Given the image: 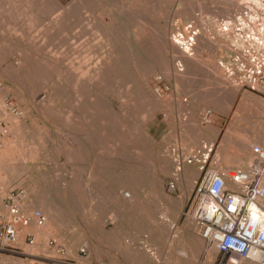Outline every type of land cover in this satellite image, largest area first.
Returning <instances> with one entry per match:
<instances>
[{"label": "rangeland", "instance_id": "rangeland-1", "mask_svg": "<svg viewBox=\"0 0 264 264\" xmlns=\"http://www.w3.org/2000/svg\"><path fill=\"white\" fill-rule=\"evenodd\" d=\"M88 1L85 19L80 13L85 0H0V101L11 102L21 111L14 117L23 118L19 132L4 119L9 134L3 141L13 145L8 165L0 168V214L6 215L2 200L8 191L21 188L22 209L28 214L42 210L55 235L37 241L29 231L34 236L30 244L18 226L23 238L15 248L0 238V264L66 258L76 264H126V243L158 239L164 230L149 231L150 210L138 206L174 191L176 185L172 190L169 182L175 183L183 168L171 167L175 158L162 132L145 131L156 104L168 97L155 94L156 77L162 76L161 84L174 80L204 86L222 75L216 59L224 47L213 22L234 10L235 0ZM99 18L105 19L112 46ZM185 22H193L201 34L192 53L173 52L168 35L183 30ZM201 28L212 33L215 45ZM97 40L99 49L93 48ZM109 50L117 63L100 83L85 89L67 77L90 72ZM252 96L264 106V96ZM164 177H169L165 185ZM123 192H130L132 200L123 198ZM83 245L86 256L78 251ZM60 247L64 253L57 251ZM210 251L211 264H217L219 256Z\"/></svg>", "mask_w": 264, "mask_h": 264}, {"label": "built area", "instance_id": "built-area-1", "mask_svg": "<svg viewBox=\"0 0 264 264\" xmlns=\"http://www.w3.org/2000/svg\"><path fill=\"white\" fill-rule=\"evenodd\" d=\"M236 8L213 22V31L224 47V55L217 61L227 82L264 96V0H235ZM202 30L205 28H201ZM206 30V29H205ZM201 34L193 22H185L183 30L171 34L182 49H192ZM180 61L175 62L177 68ZM154 92L158 97L170 90L169 84H161L162 76L156 77ZM210 109L204 111L203 121H208ZM19 116L21 111L8 100L0 101V140L8 136L5 116ZM260 140L250 146L251 157L245 167L230 169H202L194 181L188 198L187 216L205 246L219 256L217 264H241L251 261L264 264V122L260 128ZM212 146L203 145L204 152H196L183 159L190 164L208 160ZM177 170L181 165L177 163ZM203 168V166H202ZM176 180V179H175ZM174 189V181L169 182ZM128 194L127 192H125ZM25 193L12 188L3 198L6 215L0 214V238L4 245L15 248L18 226L35 224L43 226L46 216L40 209L31 214L21 207ZM25 240L33 243L34 236L26 233ZM53 245L54 240H49ZM3 250V248H0ZM13 251V250H10ZM64 253L65 249H57ZM86 256L88 248H79ZM48 264H74L69 259L50 260Z\"/></svg>", "mask_w": 264, "mask_h": 264}, {"label": "crops", "instance_id": "crops-1", "mask_svg": "<svg viewBox=\"0 0 264 264\" xmlns=\"http://www.w3.org/2000/svg\"><path fill=\"white\" fill-rule=\"evenodd\" d=\"M220 78L222 75L213 76L204 86L165 81L170 90L163 96L168 97L156 104L145 131L162 132V137H167L165 141L175 158L171 167L179 163L184 171L177 176L174 191L139 204L140 211L150 210L146 218L149 231L158 227L164 231L158 239L147 236V242L126 243V264H211L212 252L184 214L192 190L189 186L201 176L202 169L245 167L251 157L245 145L260 140L264 122V106L252 96L259 95ZM207 109L210 113L204 122ZM203 145L212 146L205 163L199 159L200 154L190 164L183 162L195 151L204 152ZM168 180L164 177L163 184ZM86 264L105 263L91 260Z\"/></svg>", "mask_w": 264, "mask_h": 264}, {"label": "bare ground", "instance_id": "bare-ground-1", "mask_svg": "<svg viewBox=\"0 0 264 264\" xmlns=\"http://www.w3.org/2000/svg\"><path fill=\"white\" fill-rule=\"evenodd\" d=\"M53 1H55V2H57V0H53ZM164 1V0H163ZM236 2V1H235ZM60 3V2H59ZM90 4V2L88 1V0H85V6L83 7V9L85 10V12H83V11H81L80 13L83 15H81L82 17H84L85 19H88V8H87V5H89ZM233 4H235V7H236V5H237V2L236 3H233ZM198 6H200V5H198ZM194 7V6H193ZM91 8V7H90ZM128 8V7H127ZM131 8V7H130ZM128 12H132V10H130V9H128L127 10ZM65 12V11H64ZM69 12V11H68ZM89 12H90V10H89ZM92 12H94V11H92ZM127 12V13H128ZM88 13V14H87ZM136 13V12H135ZM135 13H133V14H135ZM61 14V13H60ZM87 14V15H86ZM92 15H95V14H92ZM60 16V15H59ZM97 16H99V15H96L95 16V18L97 17ZM130 16V15H129ZM99 17H102V16H99ZM91 18V17H90ZM90 18H89V20H90ZM81 19V18H80ZM97 19H98V17H97ZM89 20H87V21H89ZM103 20H105V19H103V18H99V24H100V26L104 29V31L106 32L107 31V28L103 25ZM200 20H202V19H200ZM199 19H198V21H200ZM97 22V21H96ZM200 23H201V21H200ZM95 24H97V23H95ZM113 24V23H112ZM111 26H113V25H111ZM145 26V25H144ZM143 26V27H144ZM196 26V25H195ZM202 26H204V25H202ZM198 27V26H197ZM201 27V26H200ZM146 29V28H145ZM200 29V28H199ZM114 30V29H113ZM116 31V30H115ZM137 31V30H136ZM203 31L205 32L206 30L205 29H203ZM109 33V32H108ZM205 33H208L207 34V37H206V40L210 43V44H212V45H215L216 44V39H215V37L214 36H211V34L212 33H210V32H205ZM214 34H215V36L218 38L219 36H218V34H216V32L214 31ZM17 35V34H16ZM98 35V34H97ZM138 35V34H137ZM168 36H170L171 37V35L169 34ZM206 35H204V37H205ZM98 37H100V35L98 36ZM104 37H105V39H106V41H107V44L108 45H111L112 46V41H111V38L108 36V34H107V32L106 33H104ZM94 39V38H93ZM98 39V38H97ZM137 39V38H136ZM170 39V38H169ZM198 39V38H197ZM219 39V38H218ZM101 40V39H100ZM100 40L96 43V45L93 47V48H96V49H99L100 48V44H101V42H100ZM171 40V43H173L172 44V51L173 52H175V49L177 50V51H181V52H186V53H188L189 51H190V49H182V47H180L179 45H177L175 42H174V40L173 39H170ZM220 40V39H219ZM96 41V40H95ZM139 41V40H138ZM205 41V40H204ZM206 42V41H205ZM88 43H89V41H88ZM103 43H104V41H103ZM91 44V43H90ZM125 44V43H124ZM145 44V43H144ZM205 44V43H204ZM105 45V44H104ZM116 45V44H115ZM142 45V44H141ZM199 45H201V44H199ZM211 45V46H212ZM221 45V44H220ZM80 46V45H79ZM217 46V45H216ZM80 47H82V46H80ZM85 47V46H84ZM115 47V46H114ZM113 47V48H114ZM195 47V46H194ZM198 48L200 49V47L198 46ZM201 48H202V46H201ZM142 49V48H141ZM194 49V48H193ZM203 49V48H202ZM207 49V48H206ZM81 50V49H80ZM94 50V49H93ZM112 50V49H111ZM111 50H109L108 51V53L106 54V55H104V57H102V58H98L97 60H99V59H101L95 66H94V68H93V70H91L90 72H87V73H84L83 74V72H82V76L79 78V76L77 75V74H75V73H69L68 75H67V77H69L70 78V80L71 81H73V79H74V81L77 83V85H79V87L80 88H85L87 85H91V84H93V83H97V82H99L100 83V81H102V80H104V78H105V76H107L109 73H110V71L112 70V68L115 66V64L117 63L116 62V60H115V57H113L114 55H111ZM73 51H74V49H73ZM75 51H76V49H75ZM203 51V50H202ZM172 52V53H173ZM77 53H78V51H77ZM81 53V52H80ZM185 53V54H186ZM81 54H84V53H81ZM81 54H78V55H80L81 56ZM113 54V53H112ZM25 57V56H24ZM192 57H193V55H192ZM192 57H190V58H192ZM26 58V57H25ZM189 58V59H190ZM25 61H27V58L25 59ZM190 61H191V59H190ZM192 61H193V59H192ZM29 62V61H28ZM27 64V63H26ZM38 66V65H37ZM119 66H121V65H119ZM181 66V65H180ZM115 69V68H114ZM120 69V68H119ZM168 69V68H167ZM114 71H116V70H114ZM165 71H166V69H165ZM169 71V70H168ZM171 71V70H170ZM117 72V71H116ZM167 72V71H166ZM37 73V72H36ZM169 74V73H168ZM112 77V76H111ZM76 79V80H75ZM106 80H107V78H106ZM108 81V80H107ZM227 81V80H226ZM106 82V81H105ZM73 83V82H72ZM97 87V86H96ZM99 87H101V84L99 85ZM79 88V89H80ZM86 89V88H85ZM82 90H84V89H82ZM82 90L81 91H79V92H82ZM85 91V90H84ZM83 94V93H82ZM88 94V93H87ZM89 94H91V91H90V93ZM84 95H86V94H84ZM86 96H88V95H86ZM90 96V95H89ZM156 98V97H155ZM165 99V98H164ZM76 103V102H75ZM81 102H79L78 104H80ZM151 104V103H150ZM168 104V103H167ZM76 106V105H75ZM78 106V105H77ZM82 107V106H81ZM45 112V111H44ZM49 113V112H48ZM47 114V113H46ZM22 119L23 118H21L20 120L22 121ZM5 120L6 121H8V123H9V125H10V128H11V130H16L17 132H19V129H20V126H21V122H20V120L19 119H17V118H15L14 116H12V115H7V116H5ZM57 122H59V121H57ZM69 123V122H68ZM71 123V122H70ZM89 123V122H88ZM80 124V123H79ZM68 125V124H67ZM74 124H72L71 126L72 127H74L75 125H76V123H75V125L73 126ZM80 125H83V124H80ZM79 125V126H80ZM88 125V124H87ZM78 126V125H77ZM91 126V125H90ZM76 127V126H75ZM83 128H84V126H82ZM23 128V127H22ZM71 128V127H70ZM91 128V127H90ZM71 129H73V128H71ZM75 129V128H74ZM73 129V130H74ZM77 129H79V130H81V128H77ZM83 130V129H82ZM81 130V131H82ZM26 131V130H25ZM76 131V130H75ZM75 131H72V132H75ZM91 131V130H90ZM85 132H87L86 130L84 131V133ZM76 133H77V131H76ZM81 133V132H80ZM244 143H245V141H244ZM11 144L12 143H6L5 141H3V139H1L0 140V168H3V167H6V165H8V160L10 159V154H8V151H9V148H10V146H11ZM13 145V144H12ZM246 148H250V146H251V144H250V142H247L246 143ZM245 148V149H246ZM11 153V152H10ZM112 157V156H111ZM18 158V157H17ZM14 160H15V157H14ZM8 161V162H7ZM12 162V161H11ZM177 170V169H176ZM179 171V170H178ZM184 170H182V172H183ZM181 172V173H182ZM188 172V171H187ZM186 172V173H187ZM180 173V172H179ZM179 175V174H178ZM188 182H189V180H188ZM187 182V183H188ZM191 183V182H190ZM117 195V194H116ZM122 195V197L123 198H127V199H129V201L130 200H132V198H131V195H130V192L128 193V194H126V193H122L121 194ZM119 198H120V196H118ZM122 199V198H121ZM119 200V199H118ZM123 201V200H122ZM123 205V204H122ZM125 205V204H124ZM42 207V206H41ZM124 207V206H123ZM121 208V207H120ZM119 208V209H120ZM118 216V215H117ZM91 218V217H90ZM113 219H116V217H114ZM53 229L54 228H52V225L50 224V221L48 220V218L46 217V222H45V224L43 225V226H36L35 224H30V225H28V226H23V232H29V231H31V232H33L34 234H35V236H36V239H37V241H39L40 239H42V238H48V236L49 235H54V233H53ZM55 232V231H54ZM22 236V234H18V236H17V240H18V238H20ZM55 236V235H54ZM22 238H23V236H22ZM47 243V242H46ZM44 244V243H43ZM45 245H47V244H45ZM45 253H47L46 252V250H44V254ZM48 255V254H47ZM214 259V258H213ZM241 264H254V263H252L251 261H244V262H242Z\"/></svg>", "mask_w": 264, "mask_h": 264}]
</instances>
